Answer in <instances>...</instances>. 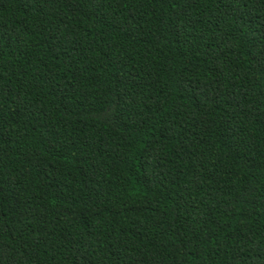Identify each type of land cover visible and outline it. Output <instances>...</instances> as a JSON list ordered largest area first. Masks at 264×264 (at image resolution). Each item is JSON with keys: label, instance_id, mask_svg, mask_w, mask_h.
Wrapping results in <instances>:
<instances>
[{"label": "trees", "instance_id": "trees-1", "mask_svg": "<svg viewBox=\"0 0 264 264\" xmlns=\"http://www.w3.org/2000/svg\"><path fill=\"white\" fill-rule=\"evenodd\" d=\"M0 264H264V0H0Z\"/></svg>", "mask_w": 264, "mask_h": 264}]
</instances>
